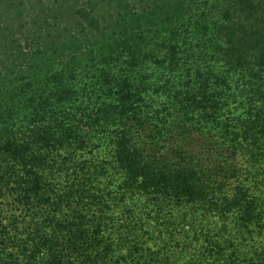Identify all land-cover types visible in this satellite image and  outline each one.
<instances>
[{
    "label": "trees",
    "instance_id": "trees-1",
    "mask_svg": "<svg viewBox=\"0 0 264 264\" xmlns=\"http://www.w3.org/2000/svg\"><path fill=\"white\" fill-rule=\"evenodd\" d=\"M30 1L0 8V264H264V0Z\"/></svg>",
    "mask_w": 264,
    "mask_h": 264
},
{
    "label": "rangeland",
    "instance_id": "rangeland-1",
    "mask_svg": "<svg viewBox=\"0 0 264 264\" xmlns=\"http://www.w3.org/2000/svg\"><path fill=\"white\" fill-rule=\"evenodd\" d=\"M33 2V0H31L30 2H29V7H30V5H31V3ZM137 4V3H136ZM6 6V2H5V0H0V8H4Z\"/></svg>",
    "mask_w": 264,
    "mask_h": 264
}]
</instances>
